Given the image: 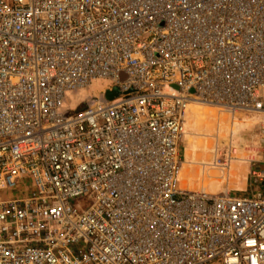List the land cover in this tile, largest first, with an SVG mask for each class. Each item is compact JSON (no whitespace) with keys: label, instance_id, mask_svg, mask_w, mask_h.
Listing matches in <instances>:
<instances>
[{"label":"built area","instance_id":"built-area-1","mask_svg":"<svg viewBox=\"0 0 264 264\" xmlns=\"http://www.w3.org/2000/svg\"><path fill=\"white\" fill-rule=\"evenodd\" d=\"M194 103L264 115V0H0V264H264V149L180 187Z\"/></svg>","mask_w":264,"mask_h":264},{"label":"crops","instance_id":"crops-1","mask_svg":"<svg viewBox=\"0 0 264 264\" xmlns=\"http://www.w3.org/2000/svg\"><path fill=\"white\" fill-rule=\"evenodd\" d=\"M218 112L211 107L190 108L182 145L180 186L190 191L206 189L213 194L230 192L243 195V192L248 191V170L245 165L242 166L240 161L235 160L231 163L230 169L224 172L210 167L219 152L218 146L228 139L224 135L228 114ZM228 155L229 152L225 154Z\"/></svg>","mask_w":264,"mask_h":264},{"label":"rangeland","instance_id":"rangeland-1","mask_svg":"<svg viewBox=\"0 0 264 264\" xmlns=\"http://www.w3.org/2000/svg\"><path fill=\"white\" fill-rule=\"evenodd\" d=\"M107 85H109L107 80L99 79L92 81L86 88L66 92L61 112L75 113L84 110L86 103L90 101V99L98 97ZM219 113L220 112H218V114ZM226 117L228 120L225 121L224 135H226L228 139L226 138L227 140L222 141L217 149L222 156L228 153L231 149L229 147V134L227 133V130H231L233 119H231L232 117L229 114ZM234 123L236 133L231 137V144L232 148L237 150V153L233 157L234 160L240 161L242 166H246L249 174L251 168L249 159L255 158L258 152L264 149V145L262 144V141L264 140V115H241L240 118H237L234 121ZM185 124L187 125V118ZM243 193L249 195L250 191L248 193L247 191Z\"/></svg>","mask_w":264,"mask_h":264},{"label":"bare ground","instance_id":"bare-ground-1","mask_svg":"<svg viewBox=\"0 0 264 264\" xmlns=\"http://www.w3.org/2000/svg\"><path fill=\"white\" fill-rule=\"evenodd\" d=\"M193 106L211 107V108L218 109L219 112L227 113V112L223 111L222 109H219V108H217V107L210 106V105H203V104H197V103H194V104H192V105L190 106V108L193 107ZM190 108H189V110H190ZM189 110H188V112H189ZM227 114L231 115L230 113H227ZM245 114H249V113H242V114L231 115V117H232V119H233V123H232V128H231V130L228 132V134H229V147L231 148L230 151H229V155H231V156H234V155L232 154L233 151H235V154L237 153V150L234 149V148H232V144H230L231 141H232L231 137H233L234 134L236 133V129L234 128V125H235L234 121H235L237 118H240L241 115H245ZM187 115H188V114H187ZM250 115H257V114H250ZM258 117H259V116H258ZM186 118H187V117H186ZM185 135H186V126H185ZM185 135H184V138H185ZM215 138L217 139L218 136L215 137ZM224 138H225V137H224ZM226 138H227V137H226ZM183 140H184V139H183ZM230 145H231V146H230ZM229 155H228V156H229ZM228 156H225V154L222 156V155H220L219 152H217V156H216L215 159H214V163H213L210 167H212V168H214V169H216V170H220V169H221L223 172H224V171H228V169H230L229 167H230L231 164H230V165H221V164H219V158H220V159H223V158H227ZM233 158H234V157H233ZM251 160H252V159H249V162H250ZM233 161H235V160H233ZM233 161H232V162H233ZM181 173H182V169H181ZM226 174H227V173H226ZM180 179H181V174H180ZM180 179H179V182H180ZM180 187H181V186H180ZM181 188H182V187H181ZM182 189H184V188H182ZM184 190H187V189H184ZM189 191H190V190H189ZM194 192H206V193H209V194H213V193L207 191L206 189H205V190H201V191H194ZM224 193H229V192H224Z\"/></svg>","mask_w":264,"mask_h":264}]
</instances>
